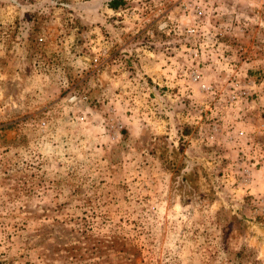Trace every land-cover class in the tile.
Returning <instances> with one entry per match:
<instances>
[{
    "label": "rangeland",
    "instance_id": "374dc122",
    "mask_svg": "<svg viewBox=\"0 0 264 264\" xmlns=\"http://www.w3.org/2000/svg\"><path fill=\"white\" fill-rule=\"evenodd\" d=\"M106 1L0 0V264H264V0Z\"/></svg>",
    "mask_w": 264,
    "mask_h": 264
},
{
    "label": "built area",
    "instance_id": "2783aa9c",
    "mask_svg": "<svg viewBox=\"0 0 264 264\" xmlns=\"http://www.w3.org/2000/svg\"><path fill=\"white\" fill-rule=\"evenodd\" d=\"M206 0H189L188 2L182 1L180 3V7L183 12L187 13L190 11L192 13V21L200 19L204 14V9L206 7ZM195 24L194 22L190 23L187 21L186 23V32L192 34L195 32Z\"/></svg>",
    "mask_w": 264,
    "mask_h": 264
},
{
    "label": "trees",
    "instance_id": "16d2710c",
    "mask_svg": "<svg viewBox=\"0 0 264 264\" xmlns=\"http://www.w3.org/2000/svg\"><path fill=\"white\" fill-rule=\"evenodd\" d=\"M105 6L110 10H118L125 7V3L122 0H107Z\"/></svg>",
    "mask_w": 264,
    "mask_h": 264
}]
</instances>
